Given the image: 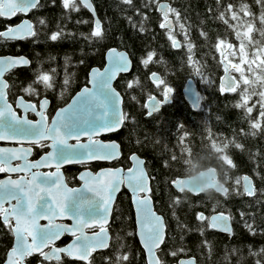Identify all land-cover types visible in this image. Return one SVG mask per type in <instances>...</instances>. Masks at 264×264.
Returning a JSON list of instances; mask_svg holds the SVG:
<instances>
[{
  "label": "trees",
  "instance_id": "1",
  "mask_svg": "<svg viewBox=\"0 0 264 264\" xmlns=\"http://www.w3.org/2000/svg\"><path fill=\"white\" fill-rule=\"evenodd\" d=\"M90 1L100 21L102 38L89 40L79 35L90 33L93 17L83 6H79L76 12L67 13L61 6V0H39L40 7L29 12L33 37L18 40L0 38V54H23L29 60L27 66L13 68L6 73L5 78L12 86L11 91L7 93L8 98L21 95L31 101L38 99L36 96L22 93L20 89L34 80L33 70L39 62V67L50 75L51 70L55 69L53 88L43 90L40 84H33V87L41 97L49 98L50 103L54 105L55 99H58L57 93L62 91V95H66L76 90L85 83L90 67L102 66L106 48L115 46L124 49L131 59V69L126 74L118 75L114 87L122 97V109L129 119L124 120L121 127L110 136L119 143L121 152L120 158L113 164L128 166L127 156L130 152H135L144 159V167L150 178L153 206L163 216L166 227L165 239L157 252L158 258L163 259L165 264H171L177 258L186 256H193L197 264H255V259L249 255L248 246L251 245L253 251L264 246V234H260L261 228H264V220L260 215H256L255 223L259 225L257 234L252 235L246 231L237 208L244 202L252 201L246 196L235 195L232 188L234 181L242 174H247L252 179L254 188L264 187V131L256 136L241 134L249 127V117L257 124L264 121V64L255 62L259 57L247 55L246 63L241 65L244 79L240 78L237 85L239 92L219 91L222 65L220 51L214 46L215 41L220 37V46H224L225 41L232 45L237 58L240 41L227 25L215 19L218 15L216 0H168L170 7L176 9L175 26L172 30L160 27L162 17L157 12L153 0H131V7L125 5L122 0ZM227 2L235 3L237 0ZM241 2L250 6L253 17L258 15L259 9L255 0ZM128 17H132V20L129 21ZM19 19V14L12 19L0 18V30ZM40 19L44 20L43 24L39 23ZM229 19L231 23H235L230 17ZM141 27L143 31L140 30ZM245 27L247 25H241L239 31L243 33ZM254 27V38L260 40L264 46V32L260 30L261 22L258 19L254 21ZM53 30L62 33L60 39L48 38ZM201 30L209 37L207 43L199 35ZM169 35L179 39L180 48L172 47ZM185 35L189 38L187 43L192 45V57L199 61L197 66L202 65L205 75L210 77L209 84L201 83L199 76L191 77L203 97L201 107L196 110L191 109L181 93L183 83L190 78ZM242 38L253 39V34ZM250 48V45L246 47L245 52ZM147 51H152L153 57L145 65L140 63V59ZM64 57L68 58L67 63ZM181 60L184 61L183 64ZM153 72L167 80L172 88L171 100L161 105L156 113L145 116L141 105L146 95L150 93L161 98L163 91L161 88L160 92H157V86L149 79ZM65 73L70 74L72 79L67 90H63L62 85ZM233 73L237 75L235 71ZM130 80H134L139 86L134 83L129 90L126 82ZM241 96L244 99H240ZM237 104L239 109L234 106ZM249 108H253L251 113L248 112ZM177 124L182 125L183 130L189 133L182 145L179 143L181 129L177 128ZM235 144H240L241 149H237ZM216 154H219V161L223 162L231 177L225 189L229 193L227 197L223 196L224 192L215 197H206L203 194L194 195L172 188L171 180L180 177L187 169L189 163H185L186 160L203 166L214 165L215 170L219 171ZM225 156L233 160L234 167L225 161ZM165 161L168 162L167 167ZM173 197L177 198L179 203H175ZM258 199L264 201V196H258ZM215 211L231 213L232 235L207 226V216ZM247 211L264 213V203ZM196 212L203 213L206 219L197 221ZM113 224L118 225L111 226L109 246L92 253L91 264H105L104 257L115 259L114 252L118 246L121 252L129 254V264H145L143 251L133 232L129 203L123 208V212H120L117 206ZM116 237L121 239H115ZM11 241L12 236L0 223V264L7 248L11 246ZM201 241L209 242L210 247L197 248ZM181 245L185 252L175 257L168 255L171 249ZM37 260L38 256L33 254L27 263L33 264ZM66 262L65 264H84L70 259Z\"/></svg>",
  "mask_w": 264,
  "mask_h": 264
},
{
  "label": "snow or ice",
  "instance_id": "2",
  "mask_svg": "<svg viewBox=\"0 0 264 264\" xmlns=\"http://www.w3.org/2000/svg\"><path fill=\"white\" fill-rule=\"evenodd\" d=\"M122 2L131 7V0H122ZM156 10L163 18L160 20V27L169 28L171 21L168 14H175L176 9L170 7L168 3L157 2ZM259 9L258 15L253 17L251 8L247 3L237 0V2H227V0H216V12L218 15L215 19L222 21L233 33L237 40L240 41L239 57L241 63H230L223 58L221 53L220 65L224 68V75H221L219 91L228 93H238L234 83V79L229 75L231 70L236 73L242 72L241 65L246 63L247 55L259 57L255 62L264 64V46L260 40L254 38L255 27L254 21L258 19L261 22V32H264V0H255ZM61 6L67 13L76 12L79 6H83L92 13V27L89 34L80 33L91 40L93 38H102L103 33L100 29V21L95 18V11L89 0H61ZM39 0H0V18H11L17 14L28 13L30 10L39 8ZM211 13V8L209 9ZM242 13V15H240ZM235 21V23H231ZM129 21L132 17L127 18ZM87 23V21H78ZM40 24L44 23L43 19L39 20ZM177 23L179 21L177 20ZM143 24V18L141 19ZM241 25H247L244 32L241 33L239 28ZM143 31V27L140 29ZM253 34V39H243ZM62 33L59 30H53L49 34L50 40H58ZM201 38L207 43L209 37L205 31H199ZM33 26L27 20H20L15 25H9L4 30H0V38L12 40L16 38L33 37ZM185 47L188 49L187 64L190 69L189 77L199 76L201 83L209 84L210 77L205 75L204 67L197 66L192 55V45L187 43L188 36H184ZM173 48H180L181 45L173 36L169 35ZM221 38L215 41V48L220 50ZM251 46L248 52L246 47ZM225 48L232 45L224 42ZM251 49H255L253 52ZM153 57L152 51H147L145 56L141 57L140 63L147 64ZM67 57H64L67 63ZM104 68L98 69L92 67L87 73V84L91 87H81L78 92L62 107L55 109L51 114L50 121L44 115L48 107V100L41 97L33 84L42 85L43 90L53 88L55 79V69L51 70L52 75L48 71L42 70L37 62V68L33 70L34 80L29 81L20 91L29 96H36L39 99V105H33L30 102L22 101L20 97H16V107L22 111L35 112L37 119L35 121L28 120L23 116L17 117L13 112L12 106L9 104L6 94L11 91L12 86L5 79V73L16 65H27L28 61L24 57H0V141L2 140H28L33 144H37L41 149L44 148V142L47 141L49 151L43 152L38 159L29 160V148L21 147H0V173H7L3 179H0V223L7 229L12 236L11 246L7 248L3 264H27V260L33 254L39 255L41 260L37 264H63L62 256L74 257L84 264H91L90 254L93 249L106 248L109 246L108 235L102 225L107 223V216L111 208V198L113 194L124 185L132 194V206L136 212V231L135 235L139 238L140 244L143 246L147 259V264H165L163 259L157 258V252L161 242L165 239V225L161 217L151 210L152 201L150 200L149 177L143 167L142 161L135 153L128 157L133 161L131 167L121 169L104 168L93 176L86 168L79 173V178L84 182L80 188H68L64 184V177L61 175L59 168L61 164L77 162L82 167L86 162L93 160L112 161L120 155L117 144L115 142H101L92 139L94 133L101 130L109 131L118 128L122 121L129 119L126 113L120 108V95L112 87V81L118 72L127 71L129 60L125 52L118 51L115 48H108L104 54ZM183 64L184 61L181 60ZM242 78V77H241ZM149 79L157 86L156 91L160 92L161 88L163 99H157L156 96L148 93L146 99L141 105L145 110L144 115L149 116L156 113L160 105L168 100L172 88L167 80L162 79L156 73H151ZM71 75L65 73L62 80L63 90H67L71 85ZM128 89L131 90L135 83L134 80L127 81ZM186 92L191 95L189 99L194 107H201L203 97L199 92H193L192 87H187ZM62 93H57L59 99ZM135 99V97H132ZM240 99H244L243 96ZM237 109L239 104L234 105ZM253 108H249L251 113ZM207 121H205V124ZM177 128L181 129L179 143H185V138L189 136L183 126L177 124ZM264 131V121L259 124L249 117V127L242 135L256 136ZM87 139L81 142L80 137ZM72 137L75 143H68V138ZM215 146V145H213ZM237 149H241L240 144H235ZM174 159V157L172 158ZM225 161L234 167L233 160L228 156L224 157ZM15 161V163H13ZM190 163V161H185ZM51 165L55 171L49 173H41L38 169L42 165ZM168 162L165 161V167ZM37 169V171H33ZM255 171V170H254ZM23 173V175H20ZM11 174H16V178H11ZM257 175H259L257 173ZM37 177L41 179L37 181ZM243 184H240V181ZM90 181L98 183L92 184ZM172 186L178 191L183 186L191 187L190 181H181L178 177L171 180ZM87 190L85 194L84 190ZM56 193H60L59 196ZM232 193L237 196H246L252 203L244 202L238 208L240 219L244 222V228L250 234H257L256 229L259 227L255 223V216L260 215L264 220V213L258 211H247L259 206L264 201L258 199V196H264V187L256 189L252 186V181L248 176L238 177L234 181ZM75 194V195H74ZM228 191H224L225 197ZM45 195L48 199H45ZM175 203L179 200L173 197ZM59 216H68L72 220L71 225H63L54 223V218ZM197 221H204L206 218L203 213H195ZM43 217L48 223L40 224L38 220ZM232 218L231 213L225 215L223 213H215L207 217L208 227H221L222 231L229 235L233 234V230L227 226L228 221ZM251 221V222H249ZM91 226H101L99 232H92L90 235L85 234V229ZM203 230L201 229V232ZM63 233L72 234V240L62 247L54 246V242ZM260 234H264V228H261ZM132 235V233H128ZM115 239H121L116 237ZM183 240V237H181ZM209 248L210 243L201 241L197 248ZM185 252L183 245L178 248L171 249L168 255L175 257L177 254ZM249 255L255 259V264H264V246L253 251L251 245L248 246ZM114 257H104L105 264H129L130 256L127 252H121L118 246L114 252ZM176 264H197L196 260L191 257L181 259Z\"/></svg>",
  "mask_w": 264,
  "mask_h": 264
},
{
  "label": "water",
  "instance_id": "3",
  "mask_svg": "<svg viewBox=\"0 0 264 264\" xmlns=\"http://www.w3.org/2000/svg\"><path fill=\"white\" fill-rule=\"evenodd\" d=\"M89 2L91 3V1L89 0ZM159 2H161V0L159 1ZM162 2H165V3H168L169 4V2H168V0H162ZM92 4V3H91ZM92 7H93V5H92ZM93 9H94V7H93ZM31 11V10H30ZM29 11V12H30ZM95 11V10H94ZM29 12L28 13H24V14H20L21 15V18L17 21V22H15V23H13V24H11V25H15V24H17V23H19V21L20 20H27V21H29L31 24H32V22H31V20L28 18V14H29ZM90 14H91V16L93 17V15H92V13L91 12H89ZM95 14H96V12H95ZM14 17V16H13ZM13 17H11V18H5V19H12ZM95 18L96 19H98L97 18V15H95ZM168 19L172 22L171 23V26H170V30L171 29H173L174 28V21H173V18H172V16H170V15H168ZM33 26V25H32ZM165 29H168L169 30V28H165ZM4 30V29H3ZM18 39H21V38H16V39H12V40H18ZM176 41H178L177 39H175ZM179 42V41H178ZM108 48H115V49H117L118 51H123V52H125V54L127 55V57H128V60H129V66H128V69H127V71H124V72H118L117 74H116V76H115V78L113 79V81H112V87L116 90V88L114 87V81L116 80V78L118 77V75L119 74H126V73H128L129 71H130V69H131V59H130V57H129V55H128V53L124 50V49H118L117 47H115V46H109ZM108 48H106V50H105V52L107 51V49ZM105 52H104V54H105ZM221 53H223V55H224V52H221ZM3 56H10V57H24L27 61H28V64H29V60H28V58L25 56V55H23V54H0V57H3ZM224 58V57H223ZM225 59V58H224ZM220 60H221V54H220ZM226 60V59H225ZM227 61V60H226ZM106 63V61L104 60V56H103V64H102V66L101 67H97V66H92V67H96V68H98V69H103L104 68V64ZM27 64V65H28ZM27 65H16L15 67H13V68H17V67H24V66H27ZM92 67H90L89 69H88V71L92 68ZM13 68H11V69H13ZM11 69H9L8 71H10ZM7 71V72H8ZM88 71H87V73H88ZM6 72V73H7ZM6 73H5V75H6ZM153 73H155V72H153ZM157 74V73H156ZM158 75V74H157ZM221 75H224V68H223V66H222V74ZM229 75L234 79V83L236 84V86H237V81H236V78L234 77V75H232L231 74V72H229ZM159 76V75H158ZM220 78V77H219ZM4 79H5V81L7 82V80H6V78H5V76H4ZM218 84H219V86H220V80H219V82H218ZM192 87V90H193V92H198V89H197V87H196V85H195V82H194V80L192 79V78H187L186 80H185V82L183 83V85H182V88H181V93H182V96H183V98L185 99V101L188 103V105L191 107V109L192 110H196V109H198V107H194L193 106V104H192V101L189 99V97H190V93L189 92H186V88L187 87ZM81 87H91V85H88L87 84V79H86V83L84 84V85H81L77 90H75L74 91V93L70 96V98H69V100L71 99V97L73 96V95H75V93L76 92H78L79 91V89L81 88ZM116 92L120 95V93L116 90ZM155 96V95H154ZM16 97H20L21 98V100L22 101H25V102H30V103H32L33 105H35V106H37V108H38V105H39V100H38V102H37V104H35L34 102H32V101H29V100H25L21 95H17ZM16 97H15V99H14V108L12 107V110H13V112L17 115V117H20V116H23L24 118H26V119H28V120H31V121H35L36 119H37V116H36V114H35V112H31V111H28V112H30V113H32L33 115H34V119H30V118H28L27 117V113L28 112H25V111H22L20 108H18V107H16ZM157 97V96H156ZM6 98H7V94H6ZM43 98H45V99H47L46 97H43ZM157 99H163V96L161 97V98H158L157 97ZM8 100V99H7ZM48 100V99H47ZM68 100V101H69ZM170 100H171V94H170V96H169V98H168V100L167 101H165L164 103H162L161 105H163V104H166V103H168V102H170ZM67 101V102H68ZM9 102V101H8ZM49 102V101H48ZM66 102V103H67ZM65 103V104H66ZM9 104H10V102H9ZM11 105V104H10ZM160 105V106H161ZM12 106V105H11ZM62 107V106H61ZM58 108V107H57ZM120 108H121V111L123 112V109H122V97H121V95H120ZM47 109V108H46ZM54 112H55V110H54ZM53 112V113H54ZM124 113V112H123ZM44 115L47 117V115L44 113ZM51 118V117H50ZM49 121H50V119H49ZM122 123H123V121H122ZM122 123H121V125H122ZM121 125L118 127V128H115V129H112V130H109V131H103V130H101V131H99V132H97V133H94L93 134V136H92V139H93V137H97L96 139H94V140H98V141H101V142H105V143H107V142H115L116 144H117V147H118V150H119V152H120V146H119V143L116 141V140H114V139H108V140H102V139H100L99 137L100 136H102V135H105V134H109V133H113V132H115V131H117L120 127H121ZM82 137H84V136H81L80 138H82ZM87 138V137H86ZM72 139H74V138H72V137H69L68 138V141L69 140H72ZM84 142V141H83ZM0 143H6L7 145H0V147H13V148H16V147H21V148H24V147H26V148H29L30 149V152H31V146H30V144L32 143L31 141H28V140H20L19 142L18 141H16V140H2V141H0ZM48 143V142H47ZM69 143V142H68ZM71 144V143H70ZM47 151H49V149L47 150ZM46 151V152H47ZM133 153H135V152H131L129 155H128V157L130 156V155H132ZM43 154V153H42ZM42 154H40V155H42ZM136 154V153H135ZM39 155V156H40ZM142 161H144V159L142 158V157H140L138 154H136ZM39 156L36 158V159H38L39 158ZM121 156V152H120V155L118 156V157H115L114 158V160L115 159H118L119 157ZM29 157V156H28ZM35 160V159H34ZM93 161H102V162H110V161H103V160H93ZM113 161V160H112ZM128 161H129V165L127 166V167H125V168H123L122 166H112V167H103V168H100V169H98V170H96L94 173L93 172H91V171H89V170H87L89 173H91L93 176H95V174L97 173V172H99L101 169H104V168H115V167H120L122 170L123 169H126V168H128V167H131L132 166V164H133V161H131V160H129L128 159ZM15 162V161H14ZM13 162V163H14ZM72 163H77V162H72ZM67 164H69V163H65V164H61L60 165V167H62V166H64V165H67ZM48 166H51L50 164L49 165H42L39 169H38V171L39 172H41V173H49V172H43V171H41L40 169H42V168H46V167H48ZM143 167H144V164H143ZM145 168V167H144ZM85 170V169H84ZM84 170H81L79 173H81L82 171H84ZM146 170V169H145ZM214 170H215V168H214ZM33 171H37V169H33ZM54 171H55V169H54ZM59 171H60V169H59ZM61 173V172H60ZM146 174H147V171H146ZM7 175H9V174H7ZM20 175H23V173H20ZM62 175V174H61ZM148 175V174H147ZM243 176H248L247 174H242L240 177H243ZM5 177V176H4ZM4 177H1L0 179H3ZM149 177V176H148ZM181 177V176H180ZM180 177H178L179 179H180ZM249 177V176H248ZM11 178H16V176L15 177H11ZM177 178V177H176ZM41 178L40 177H37V181L39 182V180H40ZM78 179L81 181V185L84 183L80 178H79V174H78ZM249 179L252 181V179L249 177ZM90 183H92V184H96V183H98V182H96V181H90ZM65 184V183H64ZM240 184L242 185L243 184V181L241 180L240 181ZM81 185L80 186H78V187H74V188H80L81 187ZM67 186V185H66ZM171 186H172V184H171ZM252 186H253V183H252ZM68 187V186H67ZM121 187H123L124 189H126V191L129 193V197H130V204H131V207H132V212H133V219H134V224H135V231H136V212H135V209L133 208V206H132V194H131V192L124 186V185H121L120 186V188H119V190L121 189ZM254 187V186H253ZM68 188H70V187H68ZM149 188H150V179H149ZM172 188L174 189V190H176V191H178L174 186H172ZM119 190L118 191H116L114 194H113V196H112V198H111V208H110V211H109V213H108V216H107V223H108V221H109V219H110V214H111V210H112V206H113V203H114V200H115V197H116V195H117V193L119 192ZM181 190H184V187L182 186L180 189H179V191H181ZM84 192H85V194H89V193H87V190L85 189L84 190ZM224 191H222L221 193H223ZM191 194H194V195H196V194H198V193H191ZM56 195L57 196H59L60 195V193H56ZM75 195V194H74ZM45 199H48V196L47 195H45V197H44ZM150 200L152 201V198H151V196H150ZM151 210L153 211V212H155L156 213V215H158V216H160L161 217V219H162V221L164 222V219H163V216L160 214V213H158L155 209H154V206H153V201H152V205H151ZM215 213H223V214H225V215H228V214H226V213H224V212H221V211H215V212H212V213H210L209 215H208V217L209 216H212V215H214ZM68 219L69 220V223H66V224H63V225H66V226H68V225H71L72 224V220L68 217V216H59V215H57L55 218H54V223H58V222H56V220H59V219ZM38 223H40V224H46V223H48V221H46L43 217H41L39 220H38ZM106 223V224H107ZM60 224V223H59ZM106 224H104V225H102V227H104L105 228V230H106V232H107V235H108V243H109V238H110V236H109V233H108V230H107V227H106ZM164 225H165V222H164ZM227 226L229 227V228H231V223H230V220L228 221V223H227ZM99 227H101V226H99ZM211 229H213V230H216V231H218V232H221V233H224V234H228L227 232H225V231H222L221 230V227H219V226H217V227H213V228H211ZM99 230H100V228L97 230V231H95V232H99ZM66 234H70V233H66ZM85 234L86 235H90L91 233H86L85 232ZM70 235H72V234H70ZM136 236V235H135ZM59 239V238H58ZM136 239H137V241H138V244H139V246L141 247V249H142V251H143V254H144V259H145V263L147 264V259H146V256H145V253H144V249H143V246L140 244V241H139V238L136 236ZM72 240V239H71ZM70 240V241H71ZM70 241H68L67 243H69ZM12 242V241H11ZM163 242V241H162ZM162 242H161V244H162ZM66 243V244H67ZM65 244V245H66ZM64 246V245H63ZM56 247H60V246H56ZM160 247V246H159ZM102 249H105V248H98V249H93V251H96V250H102ZM188 257H191V258H193L194 260H195V258L193 257V256H186V257H179L175 262H173V263H171V264H176V262L177 261H179V260H181V259H187ZM69 258H71V259H75V260H77L76 258H74V257H69ZM157 258H158V256H157ZM1 264H3V261H2V263ZM28 264V263H27ZM34 264H37V262L36 263H34Z\"/></svg>",
  "mask_w": 264,
  "mask_h": 264
},
{
  "label": "flooded vegetation",
  "instance_id": "4",
  "mask_svg": "<svg viewBox=\"0 0 264 264\" xmlns=\"http://www.w3.org/2000/svg\"><path fill=\"white\" fill-rule=\"evenodd\" d=\"M171 15H172V17L174 19L176 13L175 14H171ZM85 83H86V81H85ZM85 83H83L82 85H84ZM74 91L75 90H73L72 92H70V93H68L66 95H61L59 99H55V101H54L55 104L54 105L51 104L50 103V99L46 97L48 99V101H49L48 107L45 110V114L47 115V118L48 119H50L51 114L54 112V110L57 107L63 106L69 100L70 96L74 93ZM60 93H62V91H60ZM15 97L16 96H14L12 98L11 97L8 98V95H7V99L10 102V104L12 105V107L14 106V99H15ZM38 100L39 99H37L36 101H32V102H34L35 104H37ZM27 117L30 118V119H34V115L32 113H30V112L27 113ZM113 133H109V134L102 135L99 138L102 139V140L113 139V138L110 137L111 134H113ZM96 138L97 137H93V139H96ZM85 139H87V138L86 137L80 138L81 142H83ZM68 142L69 143H75L76 140L75 139H72V140H69ZM0 145H7V144L6 143H0ZM30 146H31V152H30V155L28 157L29 160L36 159L40 154H42L43 152H46L48 150L47 141L44 142V148L43 149H41L37 144H33V143H31ZM127 159H128V156H127ZM115 160H117V159H115ZM115 160L110 161V162L88 161V162H86V164H85L84 167H82L80 163H69L67 165H64V166L60 167L59 169H60V172H61L62 176L65 178L64 179L65 185H67L70 188H74V187H78V186L81 185V181L78 179V174H79V172L81 170H84L86 168V170H89V171H91V172L94 173L96 170H98L100 168H103V167L121 166V165H118V164H113ZM123 168H125V167H123ZM40 170L43 171V172H52V171H54V168L52 166H48V167L42 168ZM6 175H7V173H0V178L1 177H4ZM15 176H16V174H11V177H15ZM127 203L130 204L129 193L126 191V189H124L123 187H121V189L119 190V192L117 193V195L115 197V200H114V203H113V206H112V210H111V214H110V219H109L108 223L106 224V227H107V230H108V233H109V236L110 237H111V231H112L111 226L118 225V224H113V218H114V215H115V209L118 206L119 207V211L120 212H123V208H125V206H126ZM130 208H131V211H132L131 204H130ZM132 220H133V232H134V235H135V224H134V219H133V212H132ZM56 222H58L60 224H66V223H69V220L68 219H63V218L61 219L60 218L59 220H56ZM120 225H121V222H120ZM99 228H100L99 226H91V227L86 228L85 229V232L86 233H92V232L97 231ZM71 239H72V235L63 233L59 237V239L54 242V246H60V247H62L63 245H65ZM109 241H110V238H109ZM102 250H104V249H102ZM96 251H100V250H96ZM96 251H92V253H94ZM92 253L90 254V257L92 255ZM34 255L38 256V260L37 261L41 260V257H39V255H37V254H34ZM61 259L63 261V264L67 263L66 262L67 259L74 260V261H78V260H75V259H71L68 256H62ZM79 262H82V261H79ZM28 264H30V263H28ZM45 264H46V262H45Z\"/></svg>",
  "mask_w": 264,
  "mask_h": 264
},
{
  "label": "clouds",
  "instance_id": "5",
  "mask_svg": "<svg viewBox=\"0 0 264 264\" xmlns=\"http://www.w3.org/2000/svg\"><path fill=\"white\" fill-rule=\"evenodd\" d=\"M216 159L219 162V171L214 170V165L203 166L195 161H190L184 174L180 177L182 182L190 181L192 184L191 187H184L186 193H198L206 197L221 195L231 177L229 170L222 161H219V154H216Z\"/></svg>",
  "mask_w": 264,
  "mask_h": 264
},
{
  "label": "rangeland",
  "instance_id": "6",
  "mask_svg": "<svg viewBox=\"0 0 264 264\" xmlns=\"http://www.w3.org/2000/svg\"><path fill=\"white\" fill-rule=\"evenodd\" d=\"M220 52H224L223 57L230 63H240V61L238 60V58L235 56V51L230 47V48H225L224 46H220ZM233 71L235 70H231L232 75H234V77L236 78L237 82L239 83L240 78L244 79V76L242 75V73H237V75H235L233 73Z\"/></svg>",
  "mask_w": 264,
  "mask_h": 264
}]
</instances>
